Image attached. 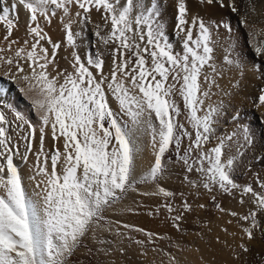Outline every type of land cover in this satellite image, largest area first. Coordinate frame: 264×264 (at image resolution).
<instances>
[{
    "label": "snow or ice",
    "instance_id": "obj_1",
    "mask_svg": "<svg viewBox=\"0 0 264 264\" xmlns=\"http://www.w3.org/2000/svg\"><path fill=\"white\" fill-rule=\"evenodd\" d=\"M219 2L223 7L222 0ZM2 3L4 0H0ZM199 3L212 5L214 0H199ZM20 5L30 13L29 35L34 42L31 50L27 48L29 41L25 40V46L17 48L13 55H0V67L6 68L5 75L13 81L18 78L24 82L26 89L20 91L33 94L31 103L40 113V140L35 152L36 128L23 116L17 114V118L29 125V132L23 137L26 144L22 160L34 155L35 175L30 178L41 179L34 194L26 190L13 159L20 155L19 145L12 144L8 121L0 112V264H66V258L81 239L101 225L105 209L120 200L136 182V141L141 132H148L155 153L145 181H156L163 174L165 153L172 147L179 152L186 136L190 143L178 157L186 172L199 173L203 187L210 192L214 186L226 192L237 187L231 176L235 157L225 155V141L233 137L219 140L215 147L203 151L220 115L219 105L205 104L210 92L202 90V84L206 87L215 80L210 81L203 69L207 66L212 72L217 70L210 27L202 19L186 18L185 0H179L177 12V29L184 33L182 52L174 51L159 12L155 5H146L145 0H124L123 5L120 0H16L10 7L0 9V22H4L7 30L6 41L16 26V10ZM73 5L82 10L83 14L77 11L75 16L83 22L89 21L88 14L93 9H103L101 19L110 29L105 35L99 30L95 35L106 45H116L108 73L99 54L95 57L88 54L82 61L78 53H73L72 72L58 70L55 56L60 44L53 43L43 32L38 17L50 22L57 10L71 17ZM229 6L233 12L237 11L234 5ZM34 22L36 26L32 27ZM76 22L79 21L70 18L64 25L67 42L73 47L75 36L79 35L72 31ZM197 27L198 35L194 38L193 28ZM223 27L229 28L227 24ZM42 40L52 46L51 55L48 48L40 45ZM17 43L9 41L7 51H12ZM5 51L0 48V53ZM254 51L264 53V41L258 42ZM224 60L234 63V58L227 55ZM49 66L55 75L48 71ZM176 93L188 109L187 119L194 129V138L193 132L177 120L180 108L173 99ZM109 94L118 103V111L109 106ZM259 99L264 102V96ZM18 127L22 128L23 124ZM46 129H50L54 142L47 152ZM244 139L247 142L248 137ZM61 140L63 150L56 146ZM185 180L194 185L187 176ZM261 187L264 188V183ZM244 192L252 194L256 206V211L243 217L251 222V228L244 229L251 239V229L264 227L256 222L258 213H264V194L251 187H246ZM151 194L166 198L174 195L163 187ZM164 207L169 212L175 211L171 204ZM182 207L191 211L192 206L184 201ZM182 218V213L175 216L177 221Z\"/></svg>",
    "mask_w": 264,
    "mask_h": 264
},
{
    "label": "bare ground",
    "instance_id": "obj_2",
    "mask_svg": "<svg viewBox=\"0 0 264 264\" xmlns=\"http://www.w3.org/2000/svg\"><path fill=\"white\" fill-rule=\"evenodd\" d=\"M189 1H191L193 3H199V0H189ZM231 1L232 0H222V2H223V7H222L219 0H214V3L212 5H208V6H210L214 10L219 9V11L224 12L227 15V17H226L227 21H225L226 22L225 24H227L230 29L232 28V30L233 29L234 30L239 29V32H242L246 37H248L249 28H252L253 25L261 26L263 24L262 19H263L264 15L260 16V14L263 11L257 9V12H255V14L251 12V10L249 8V3L251 4V2H253L255 0H237L238 4H237V6H235L237 11L233 12L232 8L229 6L231 4ZM259 1L261 2V0H259ZM15 2H16V0H4V3L0 4V9H2L4 6L10 7L11 4L15 3ZM123 3H124V0H120V4L123 5ZM145 3H146V5L149 3L152 5H155L156 10L160 14L159 19L164 25V30L166 32V37H167L168 41L170 43H172L174 47H179V52H182L183 51L182 45L184 42V33L180 32L177 29V27L175 29H173V28L171 29V27H172L171 24L173 21V17H171V15H172L171 6L173 7V5H175L178 7L179 0H145ZM257 4H258V2H257ZM70 7H71V13H72L71 17L65 16L62 10H57L56 15L51 17L50 22H48V20H46L42 16L38 17L39 27L41 29H43V32L48 37L51 38L53 43H59L60 46H62L65 49L64 50L65 60H63L61 58V56H60L61 54L59 55V52H58L59 49L56 52L55 62L58 65V70H61V71L67 70V72H72L71 63H72L73 58H74L73 53H78L80 55L82 61H84L86 59V56L88 54L93 55V57H95L97 54H99L105 61L104 71H105V73H108L110 68H111V65H112V59H113L112 49L114 47H116V45H114L112 43H109L106 45L103 43V41L99 37H97L95 35V32L98 30L101 31V35H105L110 29V25L104 26V22L101 19L103 9H101L100 11L93 9L88 14L90 17L89 21L83 22L82 18H78L75 16V13L77 11H80L83 14L82 10L78 9V7H76L74 5L70 6ZM16 11L18 12V16H15L16 26L13 29L12 35L8 38L7 41L4 39V37L6 35V31H7L5 24H4V22H0V48L6 49V51L3 53H0V55H3L5 57L13 55L17 48L24 47L25 46L24 45L25 40L29 41V43L27 45L28 50H31V44L34 42L33 37L29 35L30 13L22 5L18 6ZM217 12H218V10H217ZM251 13L253 16L249 17L251 15ZM262 14H264V13H262ZM14 15H15L14 13L10 14V18H12V16H14ZM187 16H189V17H187V19L189 21H191L194 18L193 14H191V16L190 15H187ZM70 18L73 19L74 21H79V22L73 23V25H72L73 33L74 34L79 33L78 36H75V40H76L75 47L68 44L67 39H66V32H65V28H64V25L68 22V20ZM176 21H177V18H176ZM98 25L100 26L99 29L97 27ZM31 26L35 27L36 23L35 22L32 23ZM134 27H135V25H134ZM229 28H225L222 26L221 33L224 31H230ZM261 28H260V30H263V28L262 29ZM195 30L198 31L196 28H193V37L194 38H195V33H196ZM213 31H214V29H213ZM218 32L215 31L212 33V41H213V47H214L213 57H215V55H218L217 52L219 51V49L222 48L221 46L223 45V44L220 45L221 48L216 46L217 39H219L223 36L220 33L221 37H218V35H219ZM230 33H232V32L230 31ZM228 34H229V32H228ZM251 36H252V34H251ZM224 37H226V36H224ZM12 40H16V41H18V43L14 44L12 46V51H7L8 43H9V41H12ZM256 40H257V37H256ZM222 41H224V40H222ZM222 41H220V42L222 43ZM252 42L250 43L248 41V43H249V49L248 50L251 52V54H253L255 56L256 60H260L261 62L264 63L263 53L256 54L254 51V48L257 44L255 45ZM40 45H42L45 48H48L49 55H51L52 46L47 42V40L40 41ZM37 51L39 52V47L37 48ZM214 60H215V58H214ZM24 66H25V71H28V66L26 63ZM248 68H249V65H248V67H246L244 69L247 70ZM209 70H211V69H209V67H207V66L203 69L204 72H206L208 75H210ZM48 71L50 73H52L53 75H55V72H53V69L51 66H49ZM251 71H253V70H251ZM5 72H6V68L0 67V112H3V114L6 117V120L8 121V125H7L8 135L11 136V138H12V144L13 145H19L20 155H15L13 157L14 163L19 168V171L21 173V177H22V180H23L24 185L26 187V190L29 193H33V190L36 189V183L38 180L41 179V177L36 176V179L30 178L33 175H35V172L33 170V165L35 164L36 158L34 155L29 154L27 161L22 160V154L25 152V144H26L23 137L28 134L29 125L24 124L22 120H19L17 118V114L23 116L24 120L29 121L31 123V125L36 128V134H35L36 139H35V142L33 145V152H35L39 147V140H40V131H39L40 126H41L40 125V113L35 111L32 103H31L30 97L33 94L27 92V90H25V92L20 91L21 88L26 89V85L24 84V82L19 80L18 78L15 81H13L11 78H9L8 76L5 75ZM245 72L246 71H244L242 73H245ZM249 72H246L243 75L241 73L242 77H240L238 75L236 77V72H233L234 74H232L230 76H224L225 74L222 75V73H221V76L219 75L216 77H213V76L210 77L211 76L210 75L209 76L210 81L214 79L215 83L213 84V83L209 82V83H207L206 87L202 84V90H207L210 92V96L208 99H206L205 104L206 105L211 104L212 106H216V105L220 106V115L216 118L215 125H214V131L211 135V140H212L211 143H213V145H215V146L217 145L219 140H222V139L228 137L232 132L234 133L237 130V128L235 129V123H237L239 121L238 123L242 124L243 119H246V121H248V119H250L251 117H254V122H255L254 124H256V125L258 124V128L260 129V131L262 130L261 127L264 125V124L262 125V123H264V121L262 122V120L264 118L262 120H261V118L264 115H262V114L260 115V112H261L260 107L263 103L260 105V107H258V105L257 106L252 105L250 103L252 101H250V100L252 99L253 102H254V100L258 101V100H260L259 98L264 95L263 94L264 93V81H262V79H261L262 76L260 75V73H259V75L261 76V78H259L257 75H256L257 77L254 75L252 77H250L249 75H251V74ZM253 73L256 74V70H255V72L253 71ZM62 80H63V77H61V82H62ZM177 95H179V93H176V96ZM176 100H177V98H176ZM108 104L111 106H118V103L115 101V99L110 94L108 95ZM200 114L202 115L203 113H200ZM247 114H249V115H247ZM237 118H239V119H237ZM153 119H154V117H153ZM21 124H23V127L22 128L18 127ZM45 131H46V135H45L44 146H45V151L47 152L49 149H51L53 147L54 142H53L52 137H51L50 129H46ZM231 141H225V154L227 153V154H229V156L233 152V150H231L230 147L232 145L234 146V143L232 144ZM136 143L138 145V151H137L136 156H135V172H136V181H137L139 179H145V177L147 176V173H148L150 167L154 163L155 153H154L153 148L151 146V137L148 134V132H141L137 137ZM56 146L60 147L61 150H63V141L61 140L60 142H58L56 144ZM230 150L232 152H229ZM227 154H226V156H227ZM261 154H263V153H261ZM262 156H264V154ZM236 166H237V164H236ZM49 167H50V165H49ZM239 167H242V168H239ZM58 171H59V168H58ZM234 172L236 173L237 176L243 175V172H245L243 165L241 164L240 166H237V168L235 167ZM38 190L39 189H36V191H38ZM137 192H141V191L131 190L129 192V199L127 202L118 203L115 207L111 208L110 216L114 220H116V221L121 220V218L123 216V212L126 208H128V207L133 208V209L137 208V209H140L141 211H143L141 213V215H139L137 218L138 223H135V224H137V226L140 227V229L142 228V230H147V231H149V233H154V235L157 234V237L159 236L158 234H164L165 237H166V235H168V236L170 235V238L175 237L177 234H179L180 231L184 232L187 230L186 232H188L187 233L188 236L191 238L192 242L195 243L196 245L190 251H186L185 249L181 248L180 249L181 250L180 251L181 252L180 259H174L173 256L172 257L171 256L165 257L163 254H162L163 256H158L152 252L150 254L151 257L149 255H143V254L141 256V253L138 254L137 252H133V253L137 254L136 256H139V257L141 256L140 257L141 259L139 257H136V256L134 258H138L139 259L138 262L141 261V263H144V264H145V262H148L149 258L157 259L158 262H156L155 264H183L184 263L183 259H189V260L193 259L192 261H194L196 263V261L199 260L197 258L198 256H196V254L200 250L202 251L207 246L208 243L212 244L213 240H211V239L214 237V235H213V237H212V235H209V237L211 236L210 237L211 239H210V238H206L205 237L206 235L200 236L198 234V232L197 233L191 232V231H193L191 229H193L195 227V221L194 222H193V220L191 221L186 216V213L182 214L183 218L181 220L177 221L175 219V216L178 213L184 212L182 209H180V202H181L180 199L173 200V202H170L169 200H163L160 196L156 195L151 200V202L147 205V207H143V206H141V203H143L144 201L143 200L141 201L140 199L136 198ZM183 192H184V190H183ZM179 195L181 196L182 193L181 194L178 193V196ZM188 196H191V195L189 194ZM151 197H153V196L151 195ZM184 198H185V195H184ZM248 198H249V196H248ZM252 200H253V198H252ZM248 201H249V199H248ZM248 201H246V199H245V202L248 203ZM251 203L252 202H250L247 206H250ZM165 204H171L173 206V208L175 209V211L169 212L167 210V208L164 207ZM236 205L235 204L232 205L229 203L228 206H226L222 211H220L218 213L215 220H212L207 225L206 224L204 225L202 223V224H198V226H200V228H202L203 231H206L207 228H209L211 226H212V228L218 226V229L220 230V228H219L220 226L225 225L227 222H230L231 218L233 217V215H231V213H233L232 208H233V206H236ZM193 206L194 205H192V207ZM251 206H254V204H252ZM195 209L197 212L201 211V209L198 207H196ZM254 210H256V208H254ZM136 211H138V210H136ZM141 211H139V212H141ZM196 216H199V215L197 214ZM191 218H193V217H191ZM207 220H209V217ZM197 221H199V220H197ZM256 222L258 225H264V213H259L257 215ZM177 224L180 225L179 228L176 227ZM198 226L195 228H198ZM246 228H251V222L250 221H244L242 226H237V227L235 226L234 231L228 232V234H226L228 236L227 239H224L223 236H222L223 240H222V238H221V240L216 239L215 244H217L219 242L221 244H224L225 246H230L229 252H228L229 253L228 254V260H229L228 264H264V227L258 226L254 229H251L253 231L252 238L251 239H249V238L243 239L241 235L245 236L244 235L245 234L244 229H246ZM214 229L216 230V228H214ZM189 230H191V231H189ZM223 231H225V230H223ZM182 232H180V234ZM216 232H220V231H216ZM242 233H244V234H242ZM210 234H211V232H210ZM221 234H222V232H221ZM221 234H219V236H221ZM155 237H156V235H155ZM158 238H160V237H158ZM170 238H169V240H170ZM154 240H155V238H154ZM174 240H175V238H174ZM245 248L247 249V251L244 250ZM225 249H226V247H225ZM138 250H135V251H138ZM222 253L225 254V251L223 250ZM226 254H227V252H226ZM194 256H196L197 260H196V258H194ZM167 258L169 260H167ZM167 261L169 263H167ZM192 261H191V263L193 264ZM225 261H227V260H225ZM149 264H150V262H149ZM185 264H187V262H185ZM189 264H190V262H189Z\"/></svg>",
    "mask_w": 264,
    "mask_h": 264
},
{
    "label": "rangeland",
    "instance_id": "obj_3",
    "mask_svg": "<svg viewBox=\"0 0 264 264\" xmlns=\"http://www.w3.org/2000/svg\"><path fill=\"white\" fill-rule=\"evenodd\" d=\"M257 2H258V4H257ZM185 4H186V7L188 9L187 15L191 16V14H193V16L195 18L202 19L204 21V23L210 27V30L212 29L211 30L212 33L215 31H217V32L219 31L218 33L220 35L221 28H222L223 24L226 23L225 21H227L226 20L227 15L224 12L219 11V9H217L218 10V12H217V10L212 9L210 6H208L206 4L202 5L201 3H193L189 0H185ZM231 4L234 6H237L238 1L232 0ZM249 8H250L251 12L254 14H255V12H257V9L262 10L263 11L262 13H264V0H261V2L259 0H255V1L251 2V4L249 3ZM171 10H172L171 11V13H172L171 17H173L171 29L172 28L175 29L177 27L176 18H177L178 7L173 5V7L171 6ZM252 13L249 17L253 16ZM262 13L260 14V16L264 15ZM187 17H189V16H187ZM263 19H264V16H263ZM263 19H262L263 24L261 26L253 25L252 28H249L248 37H246L242 32H239V29L237 30L236 28H235L236 30H234V29L232 30V28L230 29V31L232 33H230V31L222 32L221 33L223 35L222 37H221V35L220 36L218 35V37H221V38H219L220 40L217 39L216 46L220 47V45H222V44L223 45L221 46L222 48L220 47L221 49H219V51L217 52L218 55H215V57H214L215 60H213L214 66H215L217 71L212 72V70H209V74L211 75V76L209 75L210 77H212V76L216 77L219 75L221 76V73H222V75L225 74L224 76H230V75L234 74L233 72H236V77H237V75L242 77L241 76L242 72H244V71L249 72L250 71L249 72L251 74V75H249L250 77H252L253 75L254 76L257 75L259 78H261V76H262L261 79H262V81H264V63L261 62L260 60H256L255 56L253 54H251V52L248 50L249 49L248 41L250 43L253 41L252 43L255 45L260 41H264V20ZM217 25H221V26L217 27ZM186 27H187V25H186ZM259 27L260 28L262 27L263 30H260ZM196 29L198 30V27ZM213 29H214V31H213ZM195 32H196L195 33V37H196L198 35V31L195 30ZM228 32H229V34H228ZM251 34H252V36H251ZM224 36H226V37H224ZM256 37H257V40H256ZM221 39L224 41H222ZM218 41L219 42L222 41V43L221 42L219 43ZM64 50L65 49L62 46H60V48L58 50L59 55L61 54L60 56L63 60H65ZM174 51L179 52V47H174ZM226 55L229 56L230 58H234L233 64L230 65L224 60V57ZM263 56H264V53H263ZM247 64L249 65V68L246 70L244 68L248 67ZM209 69H211V68L209 67ZM254 69L256 70V74L253 73V71L255 72ZM251 70H253V71H251ZM245 73H242V75ZM259 73L261 76L259 75ZM169 80L171 82V78H169ZM176 98H177V100H176ZM173 99L175 100L177 106L180 108V116L177 117V120L179 121V123L183 124L189 132H193V138H194V129L192 128V125L189 123V121L187 119L188 109L186 108V106H184L185 104L179 95L176 96V94H175ZM250 101H252V102H250L252 105H254V106L258 105V107H260V105L263 103L260 107V109H261L260 115L261 114L264 115V113H263L264 112V102H261L260 100H258V101L254 100V102H253L252 99ZM109 106L114 111L119 110V105L118 106L109 105ZM247 115H249V114H247ZM263 118H264V116L261 118V120ZM123 119L127 120L128 118L123 117ZM237 119H239V118H237ZM244 120L246 121V119H243L242 124H239L238 123L239 121L237 120L238 122L235 123V129L237 128V130L234 133L232 132L229 135V136L233 137L231 142H232V144L234 143V146L232 145L230 147L231 150H233V152L231 150L229 151V152H232L230 154V157H235V164L233 165L234 169L232 168V170H231V176H232L235 184L237 185V187L232 188V189H230V191L226 192V191L220 189L218 186H214L213 190L210 192V191H208V189H205L203 187V177L199 173H196V172L187 173L185 170L186 166L182 163V161H180L178 159V157L184 153V151L187 149L188 144L190 143L188 137L185 136L184 139L181 141V148H180L179 152H177L176 149L174 147H172L165 153L164 158H163L164 163H165L163 174L156 181H153V180L145 181V179L137 180L133 184L132 188H130L126 193H124L122 195V198L120 200L116 201L110 207L106 208L104 213H103L104 220L101 221V225L99 227L95 228V230L93 232H90L88 235H86L84 238L81 239L80 243L73 250L72 254L66 258V264H139V263L144 264V263H141V261L138 262L139 261L138 258H134L137 254H135L133 252H137L138 254L141 253V256H142V254L150 256V254L152 252L158 256H163V255L165 257L166 256H168V257L173 256L174 259H180V256H181V252H180L181 250L180 249L181 248L185 249L186 251L192 250L196 244L193 243L191 238L188 236V234H187L188 232H186L187 230L184 232L180 231L182 233L180 234V232H179L180 235L177 234L179 237L176 235L175 237H171V238H170V235L169 236L166 235V237H165L164 234H158L159 235L158 237H160V238H158L157 234H155L157 237L156 238L154 233H151L152 235L149 236L148 235L149 231H147V230L140 231V230H142V228L140 229V227L137 226V224H135V223H138L137 218L143 212L140 209H137V208L133 209V208H129V207L126 208L123 212V216H122L121 220H117V221L114 220L110 216L111 208L115 207L118 203H125L128 201L129 192L131 190L141 191V192H137L136 198L140 199L141 201L142 200L144 201L143 203H141V206L147 207V205L151 202V200L156 196V195H152L151 193L157 191L158 188H160V187H163L166 191L173 192L174 197L172 196V197L166 198L163 195H158V196H160L163 200H169L170 202H173V200L180 199L181 200L180 209H182L184 211L181 213L182 214L186 213V216L191 221L192 220H193V222L195 221V227H197L198 224H202V223L204 225L205 224L207 225L212 220H215L218 213L220 211H222L226 206H228L229 203L232 205H234V204L238 205V206L237 205L233 206V208H232V212L236 213L237 215H235V216L233 215L230 222H227L225 225L220 226L219 227L220 230L218 229V226L213 227V228H212V226L211 227L208 226L209 228H207L206 231H203V229L200 228V226H198V228L194 227L193 229H191L193 231L189 230V231L194 232V233L198 232V234L200 236L206 235L205 236L206 238H210L211 236L209 237V235H212V237L214 235L213 238L215 239L214 240L213 238L212 239L210 238L211 240H213L212 244L208 243L207 246L202 251L200 250L196 254V256H198L197 258L199 260H197L196 256H194V258H196V260H197L196 263L194 261H192L193 259H190L193 262V264H224V263L228 264L229 263V260H228V254L229 253L228 252H229L230 246H225L224 244H221L219 242L217 244H215L216 239L221 240L222 236L224 237V239H227L228 236L226 234H228V232L234 231L235 226L236 227L242 226L243 222L245 221L243 219L244 216L248 215L252 211H256V210H254V208H256V206L252 200V198H253L252 194L244 192V189L246 187H251V188H253V190L255 192L264 194V188L261 187V184L264 183V156H262L264 154V140H263L264 139V131H263L264 130V125H263L264 123H262L263 126L261 127L262 130L260 131V129L258 128V124L257 125L254 124L255 123L254 117H251L246 122ZM263 121H264V119L262 120V122ZM245 136L248 137L247 142L244 139ZM211 141L212 140L210 139L209 142L205 145L203 151H207L208 149L215 147V145H213V143H211ZM261 153H263V154H261ZM227 156H229V154H227ZM193 158H195V157H193ZM236 164H237V166H240L241 164L243 165L244 171H245V172H243V175L237 176L236 173L234 172L235 167L237 168ZM239 168H242V167H239ZM185 176H187L189 180H192L194 182L195 186L193 184H189L188 181L185 180ZM183 190H184V192H183ZM178 193L179 194L182 193V195L178 196ZM189 194L191 196H188ZM151 195L153 197H151ZM184 195H185V198H184ZM248 196H249V198H248ZM213 197H215V199H213ZM245 199H246V201H248V199H249L248 203L245 202ZM242 200H243V203L241 202ZM184 201H187V203L190 204L191 206L194 205L193 207H191V211L185 210L182 207L181 204ZM250 202H252L250 204V206H247ZM252 204H254V206H251ZM201 205H203V208L201 207ZM217 205H219V207H217ZM196 207L200 208L201 211L197 212L195 209ZM136 210H138V211H136ZM139 211H141V212H139ZM197 214L199 216H196ZM207 216L209 217V220H207L208 219ZM191 217H193V218H191ZM197 220H199V221H197ZM214 228H216V230ZM223 230H225V231H223ZM216 231H220V232H216ZM210 232H211V234H210ZM221 232L223 235L221 234ZM219 234H221V236H219ZM242 234H244V233H242ZM244 235L245 236L241 235L243 239L248 238L246 234H244ZM154 238H155V240H154ZM169 238H170V240H169ZM174 238H175V240H174ZM222 240H223V238H222ZM138 241H139V243H138ZM224 246L226 247V249ZM135 250H138V251H135ZM223 250L225 251V254L222 253ZM226 252H227V254H226ZM136 257H139V256H136ZM167 260H169V259L167 258ZM190 260L189 259H183V262H184L183 264H185V262H187V264H189V262H190V264H192ZM225 260H227V261H225ZM149 262H150V264H155L158 261L155 258H149L148 262H145V264H149ZM167 263H169V262L167 261Z\"/></svg>",
    "mask_w": 264,
    "mask_h": 264
}]
</instances>
